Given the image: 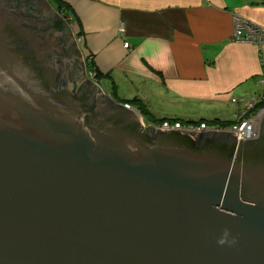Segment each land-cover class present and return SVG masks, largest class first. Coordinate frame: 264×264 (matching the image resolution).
Here are the masks:
<instances>
[{"label":"water","instance_id":"obj_1","mask_svg":"<svg viewBox=\"0 0 264 264\" xmlns=\"http://www.w3.org/2000/svg\"><path fill=\"white\" fill-rule=\"evenodd\" d=\"M83 78L46 0H0V264H264V117L154 128Z\"/></svg>","mask_w":264,"mask_h":264},{"label":"crops","instance_id":"obj_2","mask_svg":"<svg viewBox=\"0 0 264 264\" xmlns=\"http://www.w3.org/2000/svg\"><path fill=\"white\" fill-rule=\"evenodd\" d=\"M60 2L77 48L93 56L102 74L95 82L107 88L101 86L102 92L121 104L138 99L153 118H231L215 106L239 108L232 97L262 90L257 83L264 76V43L238 42L232 35L234 16L264 28V0Z\"/></svg>","mask_w":264,"mask_h":264},{"label":"built area","instance_id":"obj_3","mask_svg":"<svg viewBox=\"0 0 264 264\" xmlns=\"http://www.w3.org/2000/svg\"><path fill=\"white\" fill-rule=\"evenodd\" d=\"M122 31V27L120 32ZM232 39L238 42H250L254 44L264 43V28L253 24L252 22L239 17L234 16V28ZM124 47L128 48L129 43L125 42ZM92 77L96 75L95 70H92ZM262 90L257 94L251 95L244 99L236 97L231 98V102H243L244 107L235 115V119L232 124L228 127H224L214 123H200L196 124L193 122L182 123L180 121L164 120L160 124L150 126L161 129H179V130H190V131H206V130H220L226 129L231 132H237L236 138L238 141L244 139H254L257 134L256 123L261 116L264 115V76L259 79L257 83ZM126 108H132L129 103L122 104ZM192 121V120H190Z\"/></svg>","mask_w":264,"mask_h":264},{"label":"rangeland","instance_id":"obj_4","mask_svg":"<svg viewBox=\"0 0 264 264\" xmlns=\"http://www.w3.org/2000/svg\"><path fill=\"white\" fill-rule=\"evenodd\" d=\"M46 2L48 3V5L50 6V8L56 12L61 18H63V20L66 22V24L69 22V18H70V15L67 13L66 14V6L62 5V2H60V0H46ZM74 22V20L72 21V23ZM122 27V31H123V25H120L119 27V30L121 29ZM72 33V32H71ZM75 43H79L78 40L76 39L75 37ZM79 50V49H78ZM81 56H82V59H83V64H84V76H85V79L86 80H92L94 82H96V80L98 79L96 76L92 77V73H90L92 70H89L88 68L90 67L91 64H93V56L91 54H88L87 56L84 55L80 50H79ZM103 87V85L101 84L100 87ZM101 87V88H102ZM104 91L107 90V88L103 87L102 88ZM258 93V92H257ZM257 93H254V94H257ZM252 94V95H254ZM236 98H239V99H244L246 97H237L235 96ZM234 103V102H233ZM145 105V104H143ZM133 106V105H132ZM135 107V106H134ZM215 107H221V109L217 110L218 113H221L222 112V116H224L225 114L227 115H231V118H232V114L235 112V110L237 111L238 109H241L242 107H244V103L240 101V107L239 108H235L233 106H230V107H225L223 105H220V106H215ZM136 108V107H135ZM138 109V108H137ZM205 114H208L207 112L206 113H199L198 115H205ZM144 116V123L146 125H150V124H153V125H157V124H160L161 122H163L164 120H171V121H180L182 123H187V122H193V123H196V124H200L202 122L204 123H209L211 119L209 118H205L207 116H198V118L200 119H197V120H183V119H178V118H169V117H164V120L161 117L155 122V118H153L151 116V114H147L146 115H143ZM235 116V115H234ZM202 117V118H201ZM217 117V116H216ZM231 118H227L228 120H231ZM154 119V121H153Z\"/></svg>","mask_w":264,"mask_h":264},{"label":"trees","instance_id":"obj_5","mask_svg":"<svg viewBox=\"0 0 264 264\" xmlns=\"http://www.w3.org/2000/svg\"><path fill=\"white\" fill-rule=\"evenodd\" d=\"M67 14V13H66ZM89 70H95V72H96V77L97 78H100L101 76H102V74L97 70V68H96V66H95V64H94V62H93V64H91L90 65V67L88 68ZM106 76V75H105ZM115 90H116V87H115V85H112V92H115ZM112 95H113V97H116L115 95V93H112ZM116 100H118V101H121L120 99H117L116 98ZM126 103H131V105L132 104H134V105H136L135 107L136 108H138V110L140 111V114L141 115H146L147 116V114H150L149 112H147V108L145 107V105H143V103H141L138 99H136V98H133L132 100H130V102L128 101V102H126ZM263 105H264V101H263ZM159 118H155V122L158 120ZM160 120H162V118L160 119ZM163 120H164V118H163ZM153 121H154V119H153ZM210 122L209 123H214V124H221V126H223V127H228V126H230L231 124H232V122L234 121V120H228V119H219V118H214V119H211V120H209Z\"/></svg>","mask_w":264,"mask_h":264},{"label":"flooded vegetation","instance_id":"obj_6","mask_svg":"<svg viewBox=\"0 0 264 264\" xmlns=\"http://www.w3.org/2000/svg\"><path fill=\"white\" fill-rule=\"evenodd\" d=\"M67 25H68V24H67ZM83 80H86V79H85V76H84ZM112 99H113V98H112ZM113 101H115V102H116V100H114V99H113ZM142 117L144 118V116H143V115H142ZM263 117H264V115H263V116H261V118H259V119H258V121H257V123H256V127H257V134H256V137H255L254 139H256V138H258V137H259V132H260V123H261V121H262ZM217 125H220V126H221V124H217ZM146 126H147V125H146ZM223 128H224V127H223ZM247 140H251V139H247ZM242 141H244V140H241V142H242ZM237 142H238V144H239V142H240V141H238V140H237Z\"/></svg>","mask_w":264,"mask_h":264}]
</instances>
